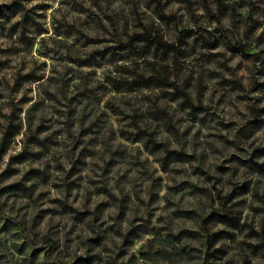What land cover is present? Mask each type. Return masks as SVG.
<instances>
[{"label": "rangeland", "instance_id": "374dc122", "mask_svg": "<svg viewBox=\"0 0 264 264\" xmlns=\"http://www.w3.org/2000/svg\"><path fill=\"white\" fill-rule=\"evenodd\" d=\"M160 10L168 39L197 33L174 75L196 115L174 89L107 82ZM262 152L264 0H0V264H232L264 242ZM212 213L242 229L209 240L234 232Z\"/></svg>", "mask_w": 264, "mask_h": 264}, {"label": "trees", "instance_id": "16d2710c", "mask_svg": "<svg viewBox=\"0 0 264 264\" xmlns=\"http://www.w3.org/2000/svg\"><path fill=\"white\" fill-rule=\"evenodd\" d=\"M158 19L161 22L160 24L145 26L143 30L129 35L126 40L121 42L120 51L129 54L131 53L137 60L133 63L134 66L131 70L128 68L124 71V73L128 75L126 79L121 80L120 78H113V80L109 79L107 82L113 87L112 91L118 94L126 92L132 93L138 90L147 89H174L175 92L170 93L172 96L170 97V100L173 102L181 100L183 102L182 104H184L187 109L193 108V112L196 115L199 112H196L198 108L194 105L190 91L182 89L175 81L174 75L176 74L175 58L179 55L178 47L187 45L188 40L193 38L197 33H193L192 30L180 31L177 39L174 38L175 41H173L171 38L168 39L165 29L161 24H171V22L175 21L174 17L167 16L163 10H160L158 12ZM39 35H43V32L39 33ZM195 38L196 41L199 39L198 37ZM218 44L217 41L212 42L210 40H205V43L202 46L213 49L218 47ZM107 54L108 53L104 52L99 56L100 58H105ZM112 54L115 55L120 53ZM122 60H124V58L118 57L114 62ZM77 62L81 67L101 66L100 63L95 61L92 57ZM141 138L139 132L135 141L138 142ZM263 155L264 153L262 152L260 156ZM187 156L188 154L182 151L168 150L166 151L164 160L167 164H170V162H183L187 160ZM211 218H213L212 225L221 224L234 230V232L220 230L211 233L212 229L209 227L205 228L206 235L209 240L212 239L213 242L218 238H226L222 236H231V238H234L235 231L242 229L239 224V218L236 215H229V213H212ZM204 222L206 223V221ZM256 236L258 237V234H256ZM263 237L264 233L261 234V238ZM181 258L184 260V257ZM134 259L135 257H132L129 261L121 264H136L134 263ZM232 264H264V242L253 241L247 243L244 241L243 245L241 243V247L238 249L237 259L233 260Z\"/></svg>", "mask_w": 264, "mask_h": 264}]
</instances>
